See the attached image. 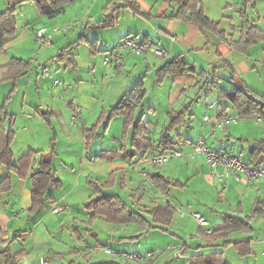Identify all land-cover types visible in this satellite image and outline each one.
<instances>
[{
  "label": "crops",
  "instance_id": "crops-1",
  "mask_svg": "<svg viewBox=\"0 0 264 264\" xmlns=\"http://www.w3.org/2000/svg\"><path fill=\"white\" fill-rule=\"evenodd\" d=\"M109 1L110 0H73L65 6V11L56 16L41 13L38 9L35 14L38 20H36L34 24L30 22L26 23L22 27L18 26V20L16 18V34L10 37L7 44L0 49V69L3 64L9 63L13 58H21L24 60L31 59V68L34 62H40V59L45 61L44 59L46 58H42L38 53L46 52L39 51L35 48V44H39V46L43 47V45L37 41L36 32L38 29L44 27L46 28L45 34L51 37V44L54 39L57 40L59 36H66V33L63 35V32H68V30H78L81 32L76 41L64 46L62 49L58 50V52H55L56 54H52L48 58H51V60L55 59V61L59 62V67L65 66L68 68L69 66H73V64H69L66 59L62 61L57 58V55L62 53L63 49L70 45L71 47L66 49L74 55L76 61L75 65H78L74 47L86 43L84 39L88 41L96 40L94 51H92V46H90L89 51L93 59L96 58L95 56L98 53H101L104 57L106 50L116 46L128 35H136L140 39H146L153 43V47L142 54H136L129 49L122 50V60L112 68L113 78L111 84L109 85V81L106 79L107 84L104 85L106 88L102 87L101 89V95L103 94L106 96V99L99 98L98 105H102L100 112L108 111L115 106L122 97L126 96L130 89L141 79L144 81L145 88L147 87L146 82L151 79L152 76H155L153 80H155V85L157 83L159 90L164 91L165 86L168 85L171 91L167 99L158 96L152 101H149L148 95L150 96V94L146 88V96L135 113L136 119L141 121L142 125L147 129L148 137L153 140L154 148L145 152L135 151L131 146L133 130L132 128H129L127 131L124 130V120L122 116L114 117L109 122L107 128L104 122L99 124L95 128L96 137L87 140L88 130L97 122L98 116L94 122L88 119L84 121L82 126H77L71 131L69 135L71 139L69 143L71 150L66 149L63 151L65 156L60 157V162L65 166L71 164V169H74L72 170V174H75L76 164H79L83 171L81 172V176L84 178L83 186L88 187L89 190V192L87 191L89 197L84 202L85 208L86 204L91 199L99 197L100 193L119 195L132 209L142 213L148 219H151L149 211H151L157 203L168 202L175 206L174 218L170 225H163L147 231L143 230L140 225L134 223L116 224L132 227V233L137 236L158 230H161L164 235L168 236L165 242L151 249L156 250L161 248L163 251L155 253L153 258L149 259L145 264H189L192 255L197 253L209 254L215 250L223 251L224 262L230 264L226 254L227 251L232 248H234L242 258L251 256L253 253V239L255 237L253 236L254 238H252L249 233L253 232V222L258 219L261 222L260 224H264V214L257 213L253 215L255 205L258 204L260 200L264 199V180L253 179L250 182L239 180L233 173L226 175L224 180H219L210 173L207 157L203 154H194L193 147L200 138L205 137L207 145L212 149L234 153L242 150V148L238 146L236 140H240L243 136L254 137L250 138L254 139L252 145L256 144L258 140L264 139V124L258 116L241 118L238 116L230 101L219 98L220 90L225 88L222 87L224 83H227L228 88L226 89H230L231 91L235 90L237 86L241 84L254 96L258 98L264 97V42H257L248 48L247 52H240L231 45L232 40H238L242 35L241 13L244 10H246L255 25L260 29H264V0H251L248 3H246L245 0H203L206 15L215 21H219L220 25L218 29L224 32V36H222V34L219 35L213 30L202 29L197 24L187 22L182 18L172 17V14L176 13L178 8L176 0H131L130 6L127 5L125 0H123V2L121 0H114V2L107 6ZM23 3L32 6L35 4L34 2ZM6 5L8 6L9 4L7 3ZM21 5L22 3L18 5L16 14L19 12ZM112 9H114V22L109 26L98 25L97 23L99 21L112 13ZM64 27L69 29L62 31L61 28ZM97 30H105L108 34L99 38ZM91 32L94 33L91 34ZM70 36L72 37V35ZM101 41L106 45H103L100 49L99 45ZM156 48L161 49L163 54H158ZM14 49H16V51H14ZM25 52L37 54L35 58L31 57L26 59L24 54H22ZM175 56H183L187 62L196 67L198 73L178 72L166 76L162 82H157V69L167 60ZM95 69L96 67L94 71ZM29 71L15 81H2L0 70V84H9V87H11L9 93L13 90L11 97L5 100L6 102L10 101L14 94L17 93L18 82L24 78ZM200 71H202L204 75L200 76ZM77 75L79 76L80 74ZM104 75L103 79H105ZM209 85L219 89L216 110L212 114L208 112L211 114L210 116H212V119L209 121H206L203 116L201 125H197L196 123L193 124L192 116L195 115V112L192 110L194 105V98H192V95L193 93L198 94V88H201V90L206 86L210 88ZM59 99H63V96L56 97L58 101L54 100L52 104L49 103V101L40 102L42 108L46 107L48 109L43 114H48V118L51 120L54 115V110H61L63 106L66 108L69 107L72 110L74 109V103L67 100L64 104ZM188 101H190L189 104H187ZM214 103L215 101L213 104ZM213 104L209 103L208 109H210V106ZM2 106L0 108V118H3V122L5 123L9 118L7 103L5 104V111L8 115L6 118H4V113H2ZM213 106H215V104ZM49 107L52 109H49ZM224 108H227L226 115L220 117V114L224 113ZM182 110H184L187 115L190 114L191 119L185 125L179 126L171 132L174 139H177L176 136L178 134L181 136V138H178L179 142L176 148L183 152L182 156L170 160L163 166H155L146 162L144 160L145 156L154 152L163 151L159 149L158 144L163 136L165 128L169 124V112ZM231 110L235 111V114L231 113ZM205 114H207V112L204 113V115ZM156 117H158V119H156ZM226 117H238V120L230 124H215L216 121L220 122ZM119 119H121V129L116 134H109V129L111 130L112 124ZM14 121V115H12V119L9 122L14 123ZM183 130H186L187 133L183 134ZM194 133H196V135H194ZM105 136H109L113 139L111 146L113 149L100 148L102 146L98 143V139ZM257 137L260 138L258 139ZM56 139V146L52 149L53 153L51 157H48L51 160L55 174L57 168L55 167L54 160L58 157V153L59 155L62 154L58 151L57 147L60 137L57 136ZM120 149L126 151L129 156H125L124 152L118 153L115 156L104 155L107 151H119ZM71 153H75L77 156L70 157L69 154ZM245 153L249 158L254 157L250 155L249 152ZM260 153L263 155L264 151ZM36 155L37 153L32 158L31 169H35V167L39 165L40 160L37 161ZM53 155L54 158L52 159ZM69 161L71 163H67ZM219 170L223 171L224 167L220 166ZM143 171L147 172L146 176L142 174ZM155 175H161V177L165 179L178 180L179 182H177L176 185H166L167 188L164 189L162 186L156 184ZM12 178V188L7 192L0 191L1 236L14 228L11 223L13 218L18 214L16 215L17 212L15 213L13 211L14 207L11 205L20 201L23 206V201H26L30 193L29 177L21 178L13 174ZM60 181L63 185L60 191L66 190L68 195L64 194L61 197H56V195L50 191L49 202L52 204L51 208L54 206H63L65 209L63 211L64 213L70 210L68 213L70 214L68 220L71 219L73 224H77L78 216L72 214L71 208L64 206L63 202L75 191L81 179L71 187L61 179ZM104 183H107L108 187L103 186ZM70 184H72V180ZM96 185L97 187H94ZM192 185H195V190L198 194L209 197L205 206L212 211L214 224L210 226L209 222V224L204 227L199 226L198 231L190 234L187 239L184 237H180L176 240L174 238H169V235L172 233L174 235L177 232L182 233V230H185L182 228L183 225H185L186 229L189 227L188 224L184 222L186 219L189 220L188 223L192 224L194 221L193 212L200 213L199 211H194L190 202H188L189 204L187 203L189 206L185 209L182 204L183 202L173 194L174 190L176 191L179 188L186 190ZM15 187L17 188L16 192H18L17 198L14 197L15 193H13ZM233 189L236 190V199L231 201L228 198V193L232 192ZM20 197H26V199L21 201L19 200ZM29 206L30 204L25 205L22 209L27 210ZM87 214L90 219L89 210ZM225 214H232L240 218H248L251 223L250 230L248 232L235 231L227 238L216 239L208 237V234L212 233L213 230L222 227ZM201 215L206 217L205 214ZM98 217L103 216H97L96 218ZM178 217H180L178 220L179 222L177 221ZM180 220H182V222ZM209 229L211 230L210 232L208 231ZM94 230L91 228L88 229L91 235L94 236V234H96V236H98L101 229L97 228V230ZM74 233L77 235L78 239L83 238L78 228H74ZM247 235L249 236L247 237ZM110 236L112 238H117L123 237V234H121V232H114ZM237 238L249 239L251 241V254L242 256L232 243L223 245L225 241ZM98 243L103 242L98 241L96 245ZM174 243L183 245L184 251L181 255H175L174 251L166 249L168 244ZM87 246V249H80L78 253H80L85 261L89 262V257L91 256L90 250L92 248L90 244H87ZM6 247L9 246H0V249ZM95 248L97 249L98 247L95 246ZM108 253L111 254L110 252ZM111 260L128 264L125 262L126 260L122 258L117 259L112 257L108 259V261ZM4 263L5 261L0 258V264ZM89 263L93 262L90 261ZM253 264H257V262H253Z\"/></svg>",
  "mask_w": 264,
  "mask_h": 264
},
{
  "label": "rangeland",
  "instance_id": "rangeland-1",
  "mask_svg": "<svg viewBox=\"0 0 264 264\" xmlns=\"http://www.w3.org/2000/svg\"><path fill=\"white\" fill-rule=\"evenodd\" d=\"M16 1L17 0H0V11L7 6V3L10 4ZM41 1L45 6V0ZM121 1L123 2V0ZM37 11L38 6L36 3L34 6L22 3L19 12L16 14L18 26L22 27L29 22L34 24V22L38 20L37 16H35ZM68 29L65 27L61 28L62 31ZM64 33H66V36H59L57 40L54 39L53 43L48 46L42 47L39 46V44H35L37 50L46 52L38 53V55L40 54L39 56L46 59H44L45 61L40 59V62H34L29 73L18 82V91L10 101L6 102L5 98L11 87H9L7 83L0 84V108L3 103H7V110L9 113V118L5 122V125L9 126L12 115H14L15 119L13 123L15 140L12 145L14 159L17 160L18 157L29 152L30 149L37 151V161L41 159L42 154L46 157H51L53 153L52 149L56 146V138L59 136L60 140L57 143V147L58 151L62 154L59 155L58 153V157L54 160L55 167L57 168L56 177L66 182L69 187L81 179L75 191L65 200L67 203L65 201L63 202L64 206L71 208L72 214L78 216L77 224H73L71 219L68 220L70 215L68 213L70 210L65 213H54L51 208L52 204L49 202L50 191L53 192L56 197H61L64 194L68 195L66 190L60 191L63 185L60 187H50L46 205L35 214H29L28 208L27 210L22 209L23 206L30 204L31 199L32 178L30 173L27 175L30 178V193L27 199L26 197H20L19 200L21 201L26 199V201H23V206L20 201L11 205L14 207L13 211L15 213L17 212L16 215L18 214L13 218L11 223L14 228L4 233V235H0V246L8 245L13 255L16 256L18 264H68L71 260L87 263L80 253H78L80 249H87V244H90L92 248L90 250L91 256L89 257V262L108 260L112 257L120 259V257L109 254L104 249H96V243L102 241L103 244L108 245L111 250L119 253L137 252L143 254L145 251L151 250L156 245L165 242L168 237L164 235L161 230L137 236L132 233V227L112 224L103 217L95 218L91 223L88 221V210L85 208L84 202L89 197V190L88 187L83 186L84 178L81 176V172L83 171L79 164H76L75 174H72V170H74L71 169L72 165H62L60 157L65 156L63 151L66 149L71 150L69 145L71 142L69 138L71 131L77 126H82L84 121L89 119L94 122V120L100 116L102 105H98V100L99 98L106 99V96L103 94L101 95V89L107 84V80L109 81V85L111 84L113 74L110 77L106 75L108 69L111 68L104 63L101 53H98L95 56L96 58L93 59V56L89 53L90 45L87 42L74 47L76 60L78 62V65L74 67H59V62L55 61V59H48L52 54H56L55 52H58V50L62 49L64 46L76 41L81 32L78 30H68V32H63V35ZM93 33L94 32H91V34ZM97 33L99 34V38L108 34L105 30H99ZM70 35H72L73 38ZM103 45L105 46L106 44L101 41L99 45L100 49ZM14 51H16V49H14ZM22 54H24L26 59H29L31 57L35 58L37 53L25 52ZM95 67L96 69L94 71ZM77 74L80 75L78 76ZM103 75L105 79H103ZM154 77L155 76H152V78L146 82V88L150 94V96L148 95V100L152 101L158 96L167 99L171 89L166 85L164 91L159 90L157 83L155 85V80H153ZM56 81H58L57 85L55 84ZM209 87L210 88H207L206 86L202 90L198 88V94L193 93L192 95V98H194L192 110L195 112V115L192 116L193 124L196 123L197 125H201L204 113L207 112V114H209L208 112H210L212 114L216 110L219 89L217 87L213 88L212 85H209ZM222 87L228 88L227 83L222 84ZM58 96H63V99L59 100L64 104L67 100L74 103V109L72 110L69 107L66 108L63 106L61 110H54V115L51 120L48 118V114H43L48 109L46 107L42 108L40 102L49 101V103L52 104ZM214 101L215 106H213ZM189 103L190 101H188L187 104ZM209 103L213 104V107L210 106V109H208ZM49 109L52 108L49 107ZM231 113L235 114V111L231 110ZM156 119H158V117H156ZM121 126V119H119L112 124L111 130L109 129V134H116L121 129ZM186 133L187 131L183 130V134ZM194 135H196V133H194ZM250 138L254 137L243 136L240 140H236L238 146L247 153L253 146L252 142L254 139ZM257 138L259 139L260 137ZM112 142L113 139L109 136L98 139V143L102 146L100 148L104 149H113V147H111ZM69 156L76 157L77 155L71 153ZM53 158L54 155L52 159ZM259 159L264 161V154H261ZM67 163L71 162L69 161ZM37 168L38 167H35V169L32 168L30 171H37ZM6 174L7 169L3 167L0 173V179ZM71 180L72 184H70ZM195 188V185L190 186L186 190L179 188L176 191L174 190L173 194L183 202L182 204L185 209L188 208V202H190L194 211L205 214L206 219L210 222V226H213L214 217L212 216V211L205 206L209 197L198 194ZM16 190L17 188L15 187L13 193H15L14 197L17 198L18 192H16ZM228 198L231 201L236 199L235 189L228 193ZM179 218L180 217L177 218V221ZM193 219L194 221L192 224L188 223L189 220L186 219L184 222L188 224L189 227L186 229L185 225H183L182 228L185 230H182V233L177 232V235L172 233L169 235V238H174L176 240L180 237H184L187 239L190 234L197 232L200 223L195 219V216ZM180 221L182 222V220ZM260 223V220H255L253 222V232L249 233L252 238L255 237L253 239V253L251 256L242 258L234 248L229 249L226 256L230 264H253V262L264 264V254L262 253L264 250V224ZM74 228H78L79 232L83 235L82 239L77 238V235L74 233ZM89 228L92 230L100 228L101 231L98 233V236H93L88 231ZM114 232H121L123 237L112 238L110 235ZM248 236L249 235H247V237Z\"/></svg>",
  "mask_w": 264,
  "mask_h": 264
},
{
  "label": "trees",
  "instance_id": "trees-1",
  "mask_svg": "<svg viewBox=\"0 0 264 264\" xmlns=\"http://www.w3.org/2000/svg\"><path fill=\"white\" fill-rule=\"evenodd\" d=\"M73 0H45V6L41 0H18L15 3H10L5 9L0 11V49H2L8 42L9 38L14 36L17 32V20L16 12L18 5L23 2H34L38 6L41 13H47L50 16H56L65 11V6ZM127 5L130 6L131 0H125ZM178 8L176 13L172 14V17L182 18L187 22L197 24L202 29L213 30L219 35L224 36L223 31H219V21H215L208 17L204 11L203 0H176ZM248 3L251 0H245ZM114 0H110V3ZM107 8V7H106ZM114 9L112 13L106 16L104 19L99 21L97 24L101 26H109L114 22L113 19ZM242 24H241V37L238 40H232L231 45L240 52H247L248 48L256 44L257 42H264V29H260L253 23L247 14L246 10L241 13ZM92 46V51L96 47V40L88 41L84 39ZM69 47L66 48H70ZM64 48L62 53L57 55L59 60L66 61L69 64H76L74 55ZM64 59V60H63ZM32 60H24L21 58H13L9 63L1 66V80L2 81H15L19 77L26 74L31 68ZM178 72L186 73H198L196 67L187 62L183 56H175L167 60L160 68L157 69L156 77L157 82H162L166 76L172 75ZM200 76L204 75L202 71L199 72ZM234 78V76H233ZM239 84V83H238ZM13 90L7 95L9 99L12 95ZM146 96V88L144 81L141 79L138 81L128 92V94L122 97L119 102L108 111H102L98 117L97 122L88 130L87 140L96 137L95 128L105 123V127L109 125V122L116 116H122L124 122V130L127 131L132 128L131 146L135 151H148L154 148L153 140L148 137L147 129L142 125L140 120L136 119V110L141 105L144 97ZM219 98L227 99L231 102L235 108L238 116L246 118L249 116H258L264 119V97L258 98L254 96L249 90L244 88L243 85L239 84L233 91L230 89L222 88L220 90ZM227 108H224V113L220 114V117L226 115ZM2 113L4 118L8 115L5 111V103L2 106ZM169 124L165 128L162 138L159 141V149L165 150L170 148H176L179 142L178 138L181 136L178 134L174 139L171 132L177 127L185 125L190 121V114H186L182 111H171L169 112ZM15 139V131L13 129V123L7 127L3 122V118H0V173L3 167H6L7 174L0 179V191L7 192L12 188L13 174L21 178L28 177L30 173L32 178L31 186V202L28 207L29 214H35L42 209L47 202L48 192L51 186L60 187L62 182L56 177L55 171L52 168L50 158L44 154L41 155L37 171H30L32 158L37 151L30 150L25 154L14 159V153L12 150V144ZM181 140V139H180ZM264 151V139L258 140L250 150L249 154L254 158L260 156V152ZM124 152L125 156L129 154L120 149L119 151H107L104 153L106 156H115L118 153ZM256 156V157H255ZM247 158L249 156L247 155ZM252 158V157H251ZM155 182L162 188L166 189V185L177 184L178 180H168L161 175H155ZM91 183V182H90ZM103 186L108 187L107 183ZM94 187H97L94 186ZM97 190V189H96ZM101 191V190H100ZM86 208L90 211L89 222H92L97 216H103L108 222L114 224H129L134 223L141 226L143 230H151L165 225H170L174 218L175 206L172 204L157 203L154 208L149 211L151 219L146 218L142 213L132 209L119 195L117 194H102L100 196L91 199L87 204ZM264 214V199L260 200L255 205L253 215ZM251 219V217H250ZM251 228V223L247 218H240L232 214H225L223 218L222 227L215 229L212 233L208 234L210 238H227L235 231L248 232ZM232 243L234 247L242 256H246L252 253L251 241L249 239H231L223 243L226 245ZM0 258L5 261L4 264H18L16 256L13 255L9 247L0 249ZM127 262V261H125ZM128 263V262H127ZM68 264H123L122 262L111 260V261H99L93 263H80L74 260L68 262ZM130 264V263H128ZM189 264H226L224 262L223 251L215 250L209 254L197 253L191 256Z\"/></svg>",
  "mask_w": 264,
  "mask_h": 264
},
{
  "label": "built area",
  "instance_id": "built-area-1",
  "mask_svg": "<svg viewBox=\"0 0 264 264\" xmlns=\"http://www.w3.org/2000/svg\"><path fill=\"white\" fill-rule=\"evenodd\" d=\"M46 28L38 29L36 32L37 41L43 45L51 44V37L45 34ZM153 47V43L146 39H140L136 35H128L124 37L116 46L105 51L103 60L104 63L111 69H108L107 76L112 75V68L118 64L123 57L122 50L129 49L136 54H142ZM158 54H163L162 50L156 48ZM58 81L55 82L57 85ZM260 118V117H259ZM204 119L209 121L211 116L209 114L204 115ZM238 117H226L222 121H216V125L230 124L236 122ZM264 124V119L260 118ZM194 154H203L207 157L209 163V171L212 175L216 176L219 180H224L225 176L229 173H233L237 179L246 180L250 182L253 179L264 180V162L256 158H247V154L243 150L231 153L227 151H221L212 149L206 143V138H200L193 147ZM183 152L177 148H170L159 152H154L144 157V160L155 166H163L167 162L177 157L182 156ZM223 166L224 170H219V167ZM144 176L147 175L146 171H143ZM55 213H62L65 209L63 206H54L52 208ZM193 215L200 223V226L204 227L209 224V221L205 216L198 212H193ZM211 231L210 229L208 230ZM100 249H104L113 255H116L130 264H145L149 259L153 258L155 253H160L163 250L158 248L156 250L147 251L143 254L137 252H116L109 248L108 245L98 243L96 245ZM166 249H170L175 252V255H181L184 251V247L181 244H168ZM264 253V250H263ZM43 261V260H42Z\"/></svg>",
  "mask_w": 264,
  "mask_h": 264
},
{
  "label": "water",
  "instance_id": "water-1",
  "mask_svg": "<svg viewBox=\"0 0 264 264\" xmlns=\"http://www.w3.org/2000/svg\"><path fill=\"white\" fill-rule=\"evenodd\" d=\"M94 236H96V234H94Z\"/></svg>",
  "mask_w": 264,
  "mask_h": 264
}]
</instances>
